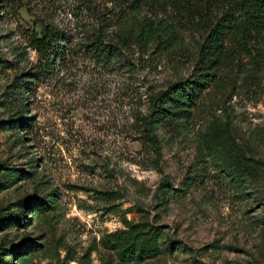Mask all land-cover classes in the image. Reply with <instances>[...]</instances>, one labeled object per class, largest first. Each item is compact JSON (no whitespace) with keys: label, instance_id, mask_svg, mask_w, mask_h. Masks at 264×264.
Wrapping results in <instances>:
<instances>
[{"label":"rangeland","instance_id":"rangeland-1","mask_svg":"<svg viewBox=\"0 0 264 264\" xmlns=\"http://www.w3.org/2000/svg\"><path fill=\"white\" fill-rule=\"evenodd\" d=\"M229 1H0V264H264V27L207 53ZM179 84L154 156L136 117Z\"/></svg>","mask_w":264,"mask_h":264},{"label":"trees","instance_id":"trees-1","mask_svg":"<svg viewBox=\"0 0 264 264\" xmlns=\"http://www.w3.org/2000/svg\"><path fill=\"white\" fill-rule=\"evenodd\" d=\"M1 1V0H0ZM244 16L245 23L251 29L264 27V0H232L227 2L226 10L217 18L210 27L205 40L207 43V53H214L222 48V34L229 32L239 21V15ZM239 25V23H238ZM65 35L47 23L42 24L39 35L33 34L30 37V46L38 57V72L46 73L51 66L52 60H60L63 54V44ZM91 50L103 57H115L117 46L110 43L92 40L89 43ZM23 81L27 85L28 81ZM190 98V92L184 85H172L163 92H160L153 99L148 114H138L136 122L139 124L138 137L141 143H145L150 148L154 156H158L157 141L151 131V124H174L176 111H180V98ZM178 108V109H177ZM26 121L27 118L23 117ZM22 123V121H20Z\"/></svg>","mask_w":264,"mask_h":264}]
</instances>
